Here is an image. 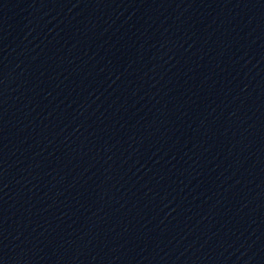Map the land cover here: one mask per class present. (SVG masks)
Instances as JSON below:
<instances>
[{
    "label": "water",
    "instance_id": "obj_1",
    "mask_svg": "<svg viewBox=\"0 0 264 264\" xmlns=\"http://www.w3.org/2000/svg\"><path fill=\"white\" fill-rule=\"evenodd\" d=\"M0 264H264V0H0Z\"/></svg>",
    "mask_w": 264,
    "mask_h": 264
}]
</instances>
